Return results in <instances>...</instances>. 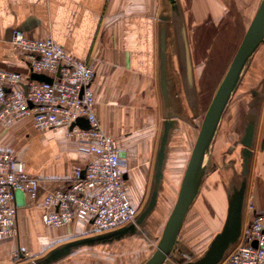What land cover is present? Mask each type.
Returning a JSON list of instances; mask_svg holds the SVG:
<instances>
[{"label":"crops","instance_id":"0c3cea01","mask_svg":"<svg viewBox=\"0 0 264 264\" xmlns=\"http://www.w3.org/2000/svg\"><path fill=\"white\" fill-rule=\"evenodd\" d=\"M259 3L0 0V70L27 74L24 56L10 44L14 30L33 39L50 37L91 68L93 108L119 148L125 190L136 211L133 229L108 236L119 228L95 231L88 216L59 227L44 225L42 196L65 187L73 168L94 156L66 128L38 130L29 115L9 117L0 122V150L21 158L27 173L41 180L33 204L16 194L18 237L0 239V264L142 260L128 255L135 253L139 237L160 225L164 209L157 206L166 210L174 205L201 125V108L206 111ZM209 154L215 166L207 167L187 210L191 218L185 222L186 212L177 238L183 247L191 244L189 236L202 238L195 244L208 245L204 254L230 223L242 230L255 213L264 214L263 43L248 59ZM152 197L154 206L136 223Z\"/></svg>","mask_w":264,"mask_h":264},{"label":"built area","instance_id":"2783aa9c","mask_svg":"<svg viewBox=\"0 0 264 264\" xmlns=\"http://www.w3.org/2000/svg\"><path fill=\"white\" fill-rule=\"evenodd\" d=\"M10 44L24 56L27 74L0 70V122L29 115L38 130L66 128L82 149L94 156L73 168L65 187L42 196V223L59 227L77 216H88L92 228L99 232L133 223L136 211L125 190L119 148L113 136L103 130L93 108L91 68L50 37L33 39L14 30ZM33 74L51 80L34 79ZM81 117L87 120V128L76 124ZM40 180V176L27 173L21 158L0 150V239L18 237L16 194L33 204ZM215 264H264V214H254Z\"/></svg>","mask_w":264,"mask_h":264},{"label":"water","instance_id":"95a60500","mask_svg":"<svg viewBox=\"0 0 264 264\" xmlns=\"http://www.w3.org/2000/svg\"><path fill=\"white\" fill-rule=\"evenodd\" d=\"M260 43L264 44V0H260L242 41L205 111L175 203L163 226L156 249L142 264H162L177 246V238L185 214L198 193L207 169V161H205L206 152L208 150L209 154L216 129L236 90L248 59ZM32 78L45 81L51 80L44 75L38 74H33ZM76 124L82 128L88 127L87 120L82 117L76 120ZM244 155L248 156V152H245ZM154 204L155 198L152 197L149 205L136 218V223L142 221L143 217L151 210ZM133 227L134 224L122 226L113 232L104 234V236L120 234L129 228L133 229ZM240 233V225L230 223L212 241L208 251L205 252L202 258L198 262L189 264H215L235 244Z\"/></svg>","mask_w":264,"mask_h":264},{"label":"rangeland","instance_id":"374dc122","mask_svg":"<svg viewBox=\"0 0 264 264\" xmlns=\"http://www.w3.org/2000/svg\"><path fill=\"white\" fill-rule=\"evenodd\" d=\"M205 109L201 108V115H200V120L202 119V116L204 114ZM235 143V142H234ZM232 142H228L229 144H234ZM213 161L211 160L210 154L208 155V160H207V167L208 168H214L215 165L212 163ZM168 168V167H166ZM174 200V199H173ZM163 208V216H162V221H160V225L158 226L157 229L154 230H148V233H145L141 237L138 238L137 242L134 244L136 251L134 254H129L128 256L135 258L142 257V260L138 261L136 264H140L141 261L143 262L145 259H147L153 251L156 249V244L158 242V239L161 235V231L163 228V225L165 224L168 215L173 207V204L168 206V208L165 210L164 207L162 206H157V208ZM192 210L189 209L187 212V216L185 217V222H189L191 218ZM184 238V237H183ZM190 242L191 246L188 245L186 247H183L182 242L177 245L176 249H173L171 253L169 254L168 258L162 263V264H189V263H195L198 262L200 258H202L204 254V249L207 248V246L204 244V242H201L200 244H195L197 243L198 240H202V238L196 237L195 239H192L190 236ZM188 241V243H190ZM206 243V242H205ZM194 247V248H193ZM184 248V249H183ZM194 249V250H193ZM195 260V261H194Z\"/></svg>","mask_w":264,"mask_h":264},{"label":"bare ground","instance_id":"6f19581e","mask_svg":"<svg viewBox=\"0 0 264 264\" xmlns=\"http://www.w3.org/2000/svg\"><path fill=\"white\" fill-rule=\"evenodd\" d=\"M205 161H206V155H205Z\"/></svg>","mask_w":264,"mask_h":264}]
</instances>
